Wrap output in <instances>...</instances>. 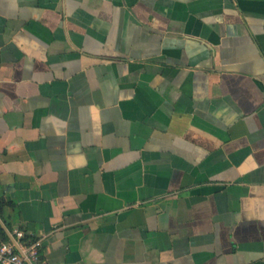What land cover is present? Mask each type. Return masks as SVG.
Segmentation results:
<instances>
[{
	"label": "crops",
	"instance_id": "1",
	"mask_svg": "<svg viewBox=\"0 0 264 264\" xmlns=\"http://www.w3.org/2000/svg\"><path fill=\"white\" fill-rule=\"evenodd\" d=\"M0 198L43 264H264V0H0Z\"/></svg>",
	"mask_w": 264,
	"mask_h": 264
},
{
	"label": "built area",
	"instance_id": "2",
	"mask_svg": "<svg viewBox=\"0 0 264 264\" xmlns=\"http://www.w3.org/2000/svg\"><path fill=\"white\" fill-rule=\"evenodd\" d=\"M23 234L13 228L10 240H0V264H43L38 253L41 240L23 242Z\"/></svg>",
	"mask_w": 264,
	"mask_h": 264
},
{
	"label": "trees",
	"instance_id": "3",
	"mask_svg": "<svg viewBox=\"0 0 264 264\" xmlns=\"http://www.w3.org/2000/svg\"><path fill=\"white\" fill-rule=\"evenodd\" d=\"M3 205H4V200L2 198H0V212L2 210Z\"/></svg>",
	"mask_w": 264,
	"mask_h": 264
}]
</instances>
